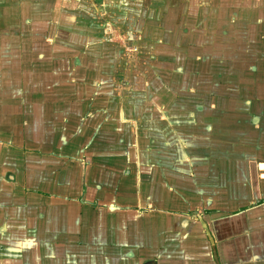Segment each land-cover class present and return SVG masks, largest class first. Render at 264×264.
<instances>
[{"label": "crops", "instance_id": "0c3cea01", "mask_svg": "<svg viewBox=\"0 0 264 264\" xmlns=\"http://www.w3.org/2000/svg\"><path fill=\"white\" fill-rule=\"evenodd\" d=\"M167 1L0 0V264H264V159L228 111L116 78L166 67Z\"/></svg>", "mask_w": 264, "mask_h": 264}, {"label": "rangeland", "instance_id": "374dc122", "mask_svg": "<svg viewBox=\"0 0 264 264\" xmlns=\"http://www.w3.org/2000/svg\"><path fill=\"white\" fill-rule=\"evenodd\" d=\"M239 2L242 0H168L157 4L154 15L163 11L164 5L171 7L163 11L166 13L163 23L167 26V32L161 31L163 43L157 29L149 32L151 38L156 36L167 47L166 52L156 53L154 59L157 64L166 60L162 62L166 67L151 69L148 74L143 68L120 70L116 78L133 82V88L140 87L144 78L153 82L160 71L162 78L177 79L182 83V94L195 93L194 98L204 109H213L216 127L222 119L217 115L228 111L226 129L231 131L228 139L245 141L249 159L257 161L264 159V0L246 8H239ZM172 4L177 6L173 8ZM107 58L111 57H102V61ZM171 65L174 69L169 68ZM103 75L110 78L105 71ZM152 91L149 90L151 94ZM119 92L126 97L134 95L133 104L140 95L139 99L146 101L141 107L148 108L150 103L156 107L159 102L157 98L151 100L153 94L142 97L141 90L121 87ZM189 104L182 97L183 107H191ZM240 120L246 122L240 123L244 127L237 129L241 134L238 136L237 131H232Z\"/></svg>", "mask_w": 264, "mask_h": 264}, {"label": "water", "instance_id": "95a60500", "mask_svg": "<svg viewBox=\"0 0 264 264\" xmlns=\"http://www.w3.org/2000/svg\"><path fill=\"white\" fill-rule=\"evenodd\" d=\"M260 165H264V163H260V164H259V167H260ZM204 226H205V225H204ZM213 253H214V257H215V259H216V261H217L216 250H215L214 245H213Z\"/></svg>", "mask_w": 264, "mask_h": 264}]
</instances>
